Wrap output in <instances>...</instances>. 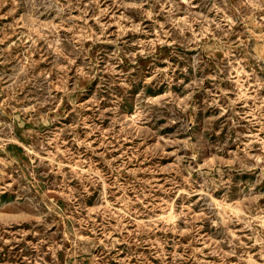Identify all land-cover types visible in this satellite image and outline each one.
Masks as SVG:
<instances>
[{"label":"rangeland","instance_id":"rangeland-1","mask_svg":"<svg viewBox=\"0 0 264 264\" xmlns=\"http://www.w3.org/2000/svg\"><path fill=\"white\" fill-rule=\"evenodd\" d=\"M0 264H264V0H0Z\"/></svg>","mask_w":264,"mask_h":264}]
</instances>
